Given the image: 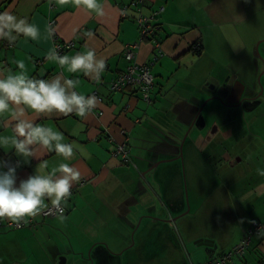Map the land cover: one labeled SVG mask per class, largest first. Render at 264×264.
I'll use <instances>...</instances> for the list:
<instances>
[{
    "label": "crops",
    "instance_id": "obj_1",
    "mask_svg": "<svg viewBox=\"0 0 264 264\" xmlns=\"http://www.w3.org/2000/svg\"><path fill=\"white\" fill-rule=\"evenodd\" d=\"M239 2H241V13L222 14L221 3L229 5L228 10L233 11L231 5ZM262 2L264 0H260V3ZM98 3L102 6L103 15L86 10L83 6L76 7L72 3L60 6L55 4L54 0L51 4L49 0H0V13H9L17 19H26L39 29V38L35 41L23 37V35L18 36L11 44L6 39H0V69L3 70L5 76L9 74V69H11L12 74H16L19 69L15 61L23 60L29 77L52 79L63 72L65 78L79 80L77 88L73 90L85 97L92 96L97 91L100 97L95 96L97 99L96 107L85 118H80L75 113L66 116L53 115L39 118L34 117L31 113L28 114V118L35 119L36 123L52 127L54 130L63 133V143L74 146V155L71 159L64 160L55 152L42 153L43 150H41L37 152L38 159L30 158L28 162H24L23 158L14 155V149L6 152L0 148V161H6L8 158L15 162L20 161V166L16 169L17 187L21 180H26L29 175L34 174L36 168L44 163H47V171L60 163H67L80 172V179L83 181L73 183L72 194L63 204V220L58 218L59 214L57 216H44L41 212L32 218V221L28 218L29 222L22 228H11L7 225L9 223L7 219L2 221L4 225L0 227V264L12 260V264H28L32 248L33 251L43 249L37 256L55 264L62 252L58 241L51 237L53 236L51 232L56 228L53 223H95V221H90L91 209L98 213V220L103 221L105 217L102 216L101 211H110L109 202H118V207H120L122 195H131L130 201L134 203L135 201L138 202L135 193L143 194L144 201L151 202L154 199L151 192L153 182H150L149 186L142 183L146 178L145 172L138 173L135 170V167H141L139 161L142 160L133 151L135 145L132 144L134 139H138V145L141 142L146 146L154 145L150 144L151 139L147 135H139L143 128L141 124L144 117L149 115L150 111H160L157 116L163 124L174 112V107L170 110L165 106L166 103H170L168 95L170 91L173 92L177 85L182 84L180 82L190 83L189 80H192L197 88L196 79L199 78L200 73L203 80L206 75H218L217 70L222 63V60L218 58L221 52L227 51L228 59L231 57L238 60L243 53H251L252 47L255 48L256 41L264 37L263 29L258 31L256 37L250 38L248 33L241 32L240 34L238 32L239 25L246 26L249 20L253 19L250 11H252L251 6L256 3V0H98ZM245 10L248 14L243 12ZM236 11L237 9L234 8V12ZM154 13H158L156 18L160 22V27L155 37L141 41L137 19L141 14L149 16ZM217 15L225 19L223 25L226 26V31H220V28L215 25ZM49 26L54 33L51 37L47 31ZM208 29H214L215 36L228 37V43L223 46L222 39L217 38V42L208 38ZM234 34L236 38L243 37L242 45H233L230 42L229 36ZM71 41L74 42V45L59 54L72 57L77 53L83 54L89 50L93 51L96 59L104 60L106 64L105 69L100 73L99 81L96 80V73L92 74V78L85 76L82 71L70 73L66 67L61 69L58 63L46 59L49 50L56 49V44ZM259 42L261 46L264 39ZM128 43H137L134 48L135 60L150 64L156 76L150 101H145L141 92L134 87H126L122 90L111 89L112 80L117 78L130 64L124 55ZM195 45H199V49H196ZM238 52L240 54L236 55ZM205 56H210L212 60L218 61H211L209 65H212L209 71L202 65ZM231 65L226 68L227 73L230 74L228 80L214 84L213 89L216 95L214 98L220 99L218 96H221L225 101L234 103L238 99H234L236 89H238L240 96L248 84L240 80V77L232 70L236 69L235 65ZM61 82L63 83V81ZM222 86L227 88L225 94L218 91ZM190 91H193V87ZM181 95L183 98L182 96L177 97L178 101H188L185 98L187 93ZM203 98L204 96L197 100V96L193 95L192 101L200 105ZM261 100L250 105L245 111L250 113V118H252L249 122L250 125L260 126L261 122L264 132L263 96ZM213 102L210 113L217 115L222 108L217 106L216 100ZM218 102L220 105H224L220 100ZM164 106L165 109L162 110ZM225 106L230 107L232 105ZM233 106L236 105L233 104ZM7 115L6 113L5 117ZM189 118V121L192 119L194 121L195 114H190ZM153 119L152 117L146 124H151ZM205 121L204 124L200 120L199 126L205 128L207 125L206 116ZM194 126L196 123L192 127ZM123 130L127 131L129 137L128 142H126L129 149L128 159H125L122 154H115L117 145L125 142L126 136L123 134ZM0 135H12L11 125L2 122V120H0ZM258 135H261L260 140L264 144L263 135ZM130 142L131 144H129ZM81 149L85 153L84 155L81 154ZM173 155L176 154L173 153ZM130 156L133 157L137 166L127 165ZM178 157H182L181 147ZM182 158H184V153ZM159 163H155L154 166ZM7 170V167L0 168L2 172H7ZM142 177L144 181H141ZM136 178H139L142 184L137 190H135ZM115 180L117 181L111 182ZM164 184L162 190L166 193L167 182ZM178 186L179 189H175L174 193L168 196L169 206L167 205V209L171 213L169 217L172 218L180 216V213L187 208L184 184L180 182ZM261 186L264 187V185ZM153 189L155 191L153 193L158 195V188L153 187ZM247 190L252 196L254 186L248 187ZM257 197L254 196L252 199L249 197L246 202L253 204ZM262 197L263 195L260 198ZM253 199L255 200L253 201ZM156 200L157 196L154 199L155 204H157ZM45 203L48 206L51 205L50 201L46 200ZM133 212L136 211L132 210L131 213ZM174 212H178V214ZM246 214L248 215V211L243 213V217ZM145 216L149 215H144L140 223L143 222ZM243 217L239 218L240 221ZM138 218L133 221L137 223ZM114 219L115 223H123L120 217L118 222H116L115 215ZM259 220L264 219L261 220L259 217ZM251 225V223L244 222L236 224L235 230H231L235 233V237L229 240L230 243L227 245L224 243L222 250H220L221 243L212 240L214 246H210L211 248L207 250V256L198 251L195 258L191 257L190 262H184V264H200L212 256H219L229 251L242 240L245 231ZM46 238L48 239L45 240ZM48 241H52L56 247V253H53L54 259L45 249L44 245ZM87 241L90 244V240ZM96 243L99 245L93 253L96 261L100 259L115 260L116 252H113L103 242L97 241ZM232 262L233 264H264V231L262 234H255L252 237L251 248L245 256L235 257Z\"/></svg>",
    "mask_w": 264,
    "mask_h": 264
},
{
    "label": "rangeland",
    "instance_id": "obj_2",
    "mask_svg": "<svg viewBox=\"0 0 264 264\" xmlns=\"http://www.w3.org/2000/svg\"><path fill=\"white\" fill-rule=\"evenodd\" d=\"M228 6L225 3L220 4L222 14L241 13V2L231 5L233 11H229ZM234 8L237 9L236 12ZM251 8L250 14L252 13L253 19L249 20L246 26L239 25L238 29L240 34L248 33L249 38L256 37L259 30H264V2L256 0ZM243 12L248 14L246 10ZM223 22L225 19L217 15L215 25L220 31H226ZM208 32V38L217 42V38L222 39L223 46L228 43V37L215 36L214 29H208ZM229 40L233 45L243 44L241 42L243 37L236 38L235 34L229 36ZM257 43L255 48L252 47L251 53H243L238 60L231 57L228 59L227 51L221 52L222 56L218 55L222 60L217 70L218 75H206L203 80L200 73L196 79L197 88L192 80H189L190 83L180 82L182 84L177 85L168 95L170 103H166L165 106L170 110L174 107V112L163 124L157 116L160 111H150L149 115L144 117L139 135H147L151 139L150 144L154 145L146 146L142 142L138 145V139H134L133 151L142 160L139 161L141 167H135L137 165L131 156L127 165L134 166L138 173L145 172L146 178L144 181L142 177L141 181H144L142 183L149 186V183L153 182V187L158 188L159 193L156 195L151 187L153 198L157 196V204L154 199L151 202L144 201L143 194L138 195L134 192L138 202L131 203V195L121 196L120 207L118 202H109L110 211H101L105 217L103 221H99L98 213L91 209L90 221L95 223H53L56 228L51 232L53 233L51 237L58 241L62 252L55 264H94V261L95 264H184L190 262L191 257L195 258L198 251L207 256V250L214 246L198 244L200 239L216 240L221 243L222 250L224 243L227 245L230 243L229 240L235 237L231 230H235L236 224L241 222L252 224L254 219L259 217L261 220L264 219V187L261 186L264 185V176L257 172V169L264 170V144L260 140L261 135H258L262 134L264 138L262 124L260 122V126L250 125L252 119L250 113L238 106H225L221 96H218L220 99L214 98L216 95L213 89L214 84L228 80L230 74L226 68L234 64L236 69L232 70L235 74L252 87L245 96L261 93L264 89V42L261 46L259 43L258 47ZM239 54L240 52L236 53ZM211 61L217 60L205 56L202 63L208 71L212 65H209ZM192 87L193 91H190ZM218 91L225 94L227 88L222 86ZM186 93L185 98L188 101H178L177 97L183 98L181 94ZM193 95L197 96V100L204 96L200 105L192 101ZM213 100L222 108L217 115L210 113ZM218 100L224 105H220ZM202 106L204 108L202 112L207 120L206 127L199 126L200 121L191 127L193 119L189 121L190 114L196 115ZM152 117L154 119L151 124L147 125ZM185 136L182 158L178 155ZM157 162L160 163L154 166ZM136 180L135 190L142 186L140 179ZM166 182L167 190L164 193L162 188ZM180 182L184 184L187 208L174 219L169 217L171 213L167 209L168 196L172 195L175 189H179ZM253 186L254 192L250 196L247 188ZM254 196L258 197L253 204L246 202L249 197L252 199ZM132 210L136 212L131 213ZM247 211L248 215L243 217V213ZM114 215L116 222L120 217L123 223H115ZM144 215L149 216H145L140 223ZM240 217H243L242 221ZM137 218L135 223L133 220ZM132 221L133 223H130ZM263 221L261 222L264 223ZM87 240H90V244ZM97 241L105 243L116 252L115 260H95L93 253L99 247ZM44 246L54 259L53 253H56L54 243L48 241ZM31 250L28 264H51L45 258L37 256L43 249ZM214 259H217V256L209 258L210 261ZM12 261H6L4 264H12Z\"/></svg>",
    "mask_w": 264,
    "mask_h": 264
},
{
    "label": "clouds",
    "instance_id": "obj_3",
    "mask_svg": "<svg viewBox=\"0 0 264 264\" xmlns=\"http://www.w3.org/2000/svg\"><path fill=\"white\" fill-rule=\"evenodd\" d=\"M49 2L51 4L52 0ZM54 2L60 6L72 3L76 7L83 6L86 10L103 15L98 0ZM47 31L49 37L54 34L51 26ZM20 35L35 41L39 38V29L26 19L0 13V39H6L11 44ZM46 59L58 63L61 69L66 67L70 73L82 71L90 78L96 73L97 81L106 67L104 60H97L91 50L69 57L61 56L53 48L49 50ZM15 63L19 69L16 74H12L9 69V74L5 76L0 69V120L10 124L12 132V135H0V148L6 152L14 149V155L23 158L24 162H28L30 158L38 159L37 152L41 150L42 153L55 152L64 160L71 159L74 146L63 143V133L36 123L35 119L28 118V114L39 118L75 113L78 117L85 118L96 107V97H85L73 90L77 88L79 80L67 79L63 72L52 79H39L27 75L23 60ZM80 151L82 155L85 154L82 149ZM19 166V160L15 166H9L8 161H0V168H8L7 172L0 171V221L7 219L13 224H27L28 218H34L48 208L46 200L50 201L52 209L59 214L58 218L63 220L62 204L71 196V188L74 182L79 181L80 172L67 163H60L47 171V163H44L26 180H21L17 187L16 169ZM257 172L264 176V170L257 169Z\"/></svg>",
    "mask_w": 264,
    "mask_h": 264
},
{
    "label": "built area",
    "instance_id": "obj_4",
    "mask_svg": "<svg viewBox=\"0 0 264 264\" xmlns=\"http://www.w3.org/2000/svg\"><path fill=\"white\" fill-rule=\"evenodd\" d=\"M158 13H154L152 15H144L141 14L138 19V26L140 31V39H144L153 33H155L157 26L155 25L156 16ZM74 45V42H66V43H58L56 44V51L58 53L64 52L66 48L72 47ZM137 46V43H128L126 44L125 48V57L130 61V64L127 66V68L122 71L119 76L112 80L111 89L112 90H122L126 87H134L137 90L141 92L142 97L144 100L150 101L152 99L151 97V89L153 88L155 84L156 76L152 71V67L150 64L147 63H139L136 58L135 54V47ZM199 45H195L196 49H199ZM42 62V61H41ZM94 96L97 98H100L98 96L97 91L93 93ZM123 134H125V142L120 143L117 145V148L115 149V154H122V156L125 159H128L129 157V149L127 148V143L129 140V137L127 135V131L123 130ZM8 161L9 166H15L16 162L10 158L6 159ZM19 167H17L18 169ZM83 182L82 179H79L78 183ZM72 194V190H71ZM63 210L64 206L62 204ZM44 216H57L58 213L52 209V206L49 205L47 209H44L41 211ZM30 221H32V218H30ZM4 223L0 221V227L3 226ZM7 225L11 228H22L26 224L21 222L20 224H13L11 222L7 223ZM264 231V223L253 221L251 227H249L247 234L245 237L237 243L228 256L217 258L214 260H211L208 264H229L228 258L231 255L238 254L242 255L245 253L247 248L251 245L252 241V235L254 233H260ZM195 264V263H194Z\"/></svg>",
    "mask_w": 264,
    "mask_h": 264
},
{
    "label": "flooded vegetation",
    "instance_id": "obj_5",
    "mask_svg": "<svg viewBox=\"0 0 264 264\" xmlns=\"http://www.w3.org/2000/svg\"><path fill=\"white\" fill-rule=\"evenodd\" d=\"M250 86L246 85L245 86V89L241 95V98H242V103L241 104H238V102H234V103H228V101L223 100V102L225 103V105H236L238 107H240L241 109L243 110H246L248 107H250V105H254L260 101H262V96L264 97V93L262 94H258V95H255V96H245V94L251 90V88H249ZM233 92V91H232ZM264 92V91H263ZM239 97V93H238V89H236V93H235V96H234V99L238 98ZM231 102V101H230Z\"/></svg>",
    "mask_w": 264,
    "mask_h": 264
},
{
    "label": "trees",
    "instance_id": "obj_6",
    "mask_svg": "<svg viewBox=\"0 0 264 264\" xmlns=\"http://www.w3.org/2000/svg\"><path fill=\"white\" fill-rule=\"evenodd\" d=\"M155 23V25L157 26V29H156V31H155V33H153L152 35H150V36H148V37H146V38H144V39H142L141 41H143V40H146V39H148V38H152V37H155V35H156V33H157V31H158V29H159V27H160V22L159 21H157V18H156V21L154 22ZM124 55H125V50H124ZM140 63V62H139ZM154 86H155V84H154ZM154 86H153V88L151 89V94H152V91H153V89H154ZM145 101H147V100H145ZM204 109V108H203ZM254 221H258V222H261L259 219H254ZM262 223V222H261ZM251 227V226H250ZM249 229V228H248ZM248 229L245 231V235L247 234V231H248ZM263 233V231L262 232H260V233H254L253 235H252V237L255 235V234H262ZM245 235H244V237H245ZM243 237V238H244ZM242 238V239H243ZM252 239V238H251ZM251 243H252V241H251ZM213 244H214V242H213ZM236 245V244H235ZM234 245V246H235ZM233 246V247H234ZM233 247L229 250V251H227V252H225V253H223V254H221V255H219V256H217V258H222V257H226V256H228L229 255V253L231 252V250L233 249ZM251 248V245L247 248V250L245 251V253H243L242 255H238V254H234V255H231L229 258H228V263L229 264H233V259H235V257H241V256H245V254L248 252V250ZM210 262V260L208 259L207 261H205V262H203L202 264H208Z\"/></svg>",
    "mask_w": 264,
    "mask_h": 264
},
{
    "label": "water",
    "instance_id": "obj_7",
    "mask_svg": "<svg viewBox=\"0 0 264 264\" xmlns=\"http://www.w3.org/2000/svg\"><path fill=\"white\" fill-rule=\"evenodd\" d=\"M259 43H260V42L257 43V47H258ZM243 86H244V85H243ZM263 91H264V89H262V91H261L260 94L264 93ZM241 95H242V92H241L240 96L238 97V99L236 100V101L238 102V104H241V103H242ZM207 102H208V101H206V103H207ZM206 103H205V104H206ZM228 103H230V101H229ZM202 111H203V106L199 109V111H198L197 114L195 115V118H194V121H193L192 124H191V127H192L195 123H197L198 121H200V120H202L204 124L206 123V121H205V115H204V113H203ZM191 127H190V128H191ZM189 131H190V129H189ZM189 131L187 132L186 136L188 135ZM186 136H185V138L183 139V142H182V144H181V156H182V157H183V144H184V141H185V139H186ZM198 243H199V244H206V245H213V242H212L211 240H209V239H206V240H205V239H200V240L198 241Z\"/></svg>",
    "mask_w": 264,
    "mask_h": 264
}]
</instances>
